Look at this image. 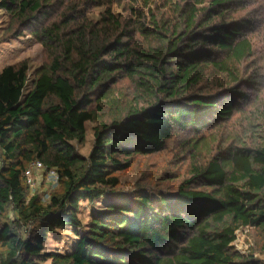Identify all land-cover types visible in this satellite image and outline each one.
Listing matches in <instances>:
<instances>
[{"label": "trees", "instance_id": "16d2710c", "mask_svg": "<svg viewBox=\"0 0 264 264\" xmlns=\"http://www.w3.org/2000/svg\"><path fill=\"white\" fill-rule=\"evenodd\" d=\"M256 1L0 0L14 33L32 34L49 60L32 74L27 61L0 71V264H264L233 245L242 227L264 230V133L256 124L250 142L219 143L215 152L212 141H193L191 176L174 196L107 200L82 232L78 215L80 201L115 189L136 156L162 152L178 127L203 126L219 86H241L240 67L255 56L250 35L264 19L238 14ZM103 5L98 19L88 17ZM234 106L214 116L229 119ZM88 121L97 124L87 157L72 141L86 139ZM33 160L64 180L47 204L30 196ZM10 211L14 219L4 220ZM65 225L78 237L72 248L42 251Z\"/></svg>", "mask_w": 264, "mask_h": 264}, {"label": "rangeland", "instance_id": "374dc122", "mask_svg": "<svg viewBox=\"0 0 264 264\" xmlns=\"http://www.w3.org/2000/svg\"><path fill=\"white\" fill-rule=\"evenodd\" d=\"M80 3L82 0H73ZM107 5L94 6L89 9L88 17L98 19L107 9ZM113 11H121V8L113 6ZM254 12L255 15L252 16ZM240 16H250L252 18L262 17L264 19V0H257L248 6L247 9L239 12ZM11 28L10 17L4 10L0 9V71L3 67L10 64H19L27 61L30 67V73L44 64H47L48 55L43 45L30 33L24 32L18 36ZM255 45V56L241 65L244 82L231 84L230 86H219L217 95L219 103L213 108L211 116L204 125H198L199 128L192 126L178 127L173 137L167 141L166 148L153 156H136L132 165L123 171H120L119 185L110 190L104 196L93 201L81 200L79 203V217L82 220L80 231L87 228L94 210L102 208L107 200H116L125 202L131 197L146 193L152 199L159 200L162 197L170 198L174 196L179 188V184L191 176L192 157L188 147L193 141L207 140L213 142V152L216 151L219 143L228 145L243 139L250 142L256 134L252 133L251 125H255L257 130L262 129L260 134L264 133V21L255 32L250 35ZM260 69V78L253 80V74L257 68ZM33 76L31 75V78ZM213 77L226 81L225 76ZM212 77V79H213ZM215 78L211 86L212 92L217 90L218 83ZM228 83V82H226ZM127 87L121 86L122 90ZM232 88V89H230ZM230 89V90H228ZM228 90V91H227ZM230 95L229 98L227 96ZM230 102L234 103L233 115L229 119L217 118L214 116L216 110L221 106H226ZM211 118V119H210ZM96 122L88 121L86 123V139L83 142L73 140L76 150L87 156L94 145V128ZM199 129V130H198ZM238 139V140H237ZM208 158L207 150H204L198 156L199 162H204ZM199 187V184L196 185ZM64 190V180L58 173L57 178H49L44 170H35L33 183L30 184V196L37 194L42 203L47 204L53 194L61 193ZM15 213L10 211L4 220L14 219ZM78 237L75 234V228L71 225H65L57 228L53 233L48 234L44 242L42 251H69ZM235 249L244 259H251L264 262V230L250 226L242 227L237 231V239L233 243ZM41 259V258H40ZM50 259L45 264H50Z\"/></svg>", "mask_w": 264, "mask_h": 264}, {"label": "built area", "instance_id": "2783aa9c", "mask_svg": "<svg viewBox=\"0 0 264 264\" xmlns=\"http://www.w3.org/2000/svg\"><path fill=\"white\" fill-rule=\"evenodd\" d=\"M35 170H44L49 178H57L58 177V172L56 171V169L52 168V169H48L45 164L40 161V160H33L28 168L26 169V176H27V182L29 184H32L33 183V180H34V172Z\"/></svg>", "mask_w": 264, "mask_h": 264}]
</instances>
